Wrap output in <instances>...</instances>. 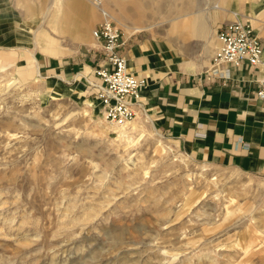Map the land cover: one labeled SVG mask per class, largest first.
<instances>
[{
	"label": "rangeland",
	"instance_id": "1",
	"mask_svg": "<svg viewBox=\"0 0 264 264\" xmlns=\"http://www.w3.org/2000/svg\"><path fill=\"white\" fill-rule=\"evenodd\" d=\"M133 1L0 0V39L17 42L14 63L0 65V264H264V175L191 158L147 118L108 122L95 73L85 80L93 91L81 93L65 87L73 79L61 68L39 69L46 53L67 62L79 48L93 52L105 19L96 4L198 62L218 46L219 26L238 20L220 17L216 0H149L138 13ZM190 19L189 32L176 28ZM40 28L49 35L34 49L27 42ZM55 74L66 84L46 88Z\"/></svg>",
	"mask_w": 264,
	"mask_h": 264
},
{
	"label": "crops",
	"instance_id": "2",
	"mask_svg": "<svg viewBox=\"0 0 264 264\" xmlns=\"http://www.w3.org/2000/svg\"><path fill=\"white\" fill-rule=\"evenodd\" d=\"M225 1L226 9L220 17L226 12H231L238 20L250 17L252 28L262 42L264 60L263 3L239 0L244 3L239 12L235 9L237 0ZM142 30L129 32L124 29L128 34H121V45L117 48L126 59L129 72L144 80L136 104L137 116L149 119L162 136L173 141L176 148H183L184 151H180L191 158L211 164H229L255 175H264V100L256 97L259 81L264 75L263 65L223 64L219 66L222 74H216L211 70L210 58L198 62L194 53L193 60L183 59L164 40L145 36L140 33ZM94 41V45L90 44L93 52L90 49L89 53L80 52L79 48L80 56L67 62L56 59L64 55L47 53L52 57L39 61L40 70L54 72L61 68L64 75L69 73L68 77L73 79V85H68L60 74L45 76L52 89L60 82L74 92L93 91L88 86L90 82L85 80L106 63L101 42ZM16 44V38L0 39V46L8 48L0 52V65L4 69L15 61L16 51L12 46ZM96 49L99 52L96 53ZM28 50L37 77H43L35 52L30 47ZM18 73L26 77L24 70H18Z\"/></svg>",
	"mask_w": 264,
	"mask_h": 264
},
{
	"label": "built area",
	"instance_id": "3",
	"mask_svg": "<svg viewBox=\"0 0 264 264\" xmlns=\"http://www.w3.org/2000/svg\"><path fill=\"white\" fill-rule=\"evenodd\" d=\"M93 35L101 42L106 63L95 69L98 82L91 84L98 88L97 97L103 103L105 119L122 124L137 116L136 104L144 80L129 72L126 59L117 52L121 45V32L111 18L103 19L94 28ZM216 36L219 44L210 57L211 70L216 74H222L219 66L223 64L239 66L246 62L264 66L261 39L249 22L235 20L223 23ZM256 97L264 100V75L259 81Z\"/></svg>",
	"mask_w": 264,
	"mask_h": 264
},
{
	"label": "bare ground",
	"instance_id": "4",
	"mask_svg": "<svg viewBox=\"0 0 264 264\" xmlns=\"http://www.w3.org/2000/svg\"><path fill=\"white\" fill-rule=\"evenodd\" d=\"M92 1V0H91ZM114 1H116L117 2V0H114ZM150 1L149 0H138V1H133L132 2V10L134 11V12H136V13H138V11L139 10H141L142 9V7H143V5L144 4H147V3H149ZM225 4H226V1L225 0H216L212 5H211V8H213L214 10H220V11H225ZM192 5V2L190 1V2H187L186 4H184V6L185 7H189L190 8V6ZM96 6L98 7V9L100 10V13L102 14V16L106 19V18H112V20L114 19L116 22H117V24H120V25H122V27L125 29V30H127V31H137V30H140V29H143L144 27L143 26H133V28L131 29V30H129V29H127L122 23H121V18H119V17H115V16H113L112 14H111V10H109V8L107 7V5L105 4V3H102V4H100V5H97L96 4ZM157 9L158 8H161V5H157V7H156ZM209 9V7H204L203 8V12H207V10ZM60 10V9H59ZM58 10V12H56L57 13V15H56V17H55V19H54V23H53V27H55V26H57L58 24H59V15L61 14L60 13V11ZM215 11V12H216ZM50 14V12H49V7H48V9H46L45 10V12H44V16H43V20L41 21V23H40V25L41 24H44V22H45V18H47L48 17V15ZM88 14V16L89 17H93V18H95V13L92 11V12H90V13H87ZM54 16V15H53ZM51 17V16H50ZM194 20V19H193ZM116 24V23H115ZM116 24V26L117 27H120V25H117ZM175 25H177L176 26V28L178 27L179 29H181L183 32H189V30H191V28H192V25H194L193 23H192V20L190 19V20H188V21H184V22H179V23H175ZM59 26V25H58ZM59 28H60V26H59ZM121 28V27H120ZM55 29H56V27H55ZM58 30V29H57ZM254 31V30H253ZM44 33L45 35V37L46 36H48L49 34L48 33H46L44 30H43V28L41 29H37V32H36V35L34 36V40L32 41V43H31V40L30 41H28L27 43L28 44H30V46H31V44H32V47L34 48V49H36V47H38V49L39 48H41L42 46L41 45H38L39 43H37V35H42V34ZM263 50V49H262ZM264 67V66H263ZM50 87H51V84L48 82L47 83V87L46 88H48V89H50ZM101 104H102V102H101ZM92 106H93V104H92ZM104 116H105V111H104ZM130 121V120H129ZM126 122H128V121H126ZM125 123V122H124ZM173 257L174 258H177V256H175V255H173ZM173 259V258H172ZM182 264H186L185 262H183Z\"/></svg>",
	"mask_w": 264,
	"mask_h": 264
}]
</instances>
